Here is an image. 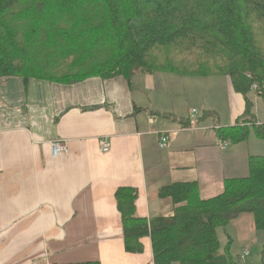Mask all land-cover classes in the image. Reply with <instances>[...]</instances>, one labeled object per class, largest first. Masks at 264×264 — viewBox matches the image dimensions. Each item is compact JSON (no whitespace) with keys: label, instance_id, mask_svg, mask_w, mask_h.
I'll list each match as a JSON object with an SVG mask.
<instances>
[{"label":"crops","instance_id":"obj_1","mask_svg":"<svg viewBox=\"0 0 264 264\" xmlns=\"http://www.w3.org/2000/svg\"><path fill=\"white\" fill-rule=\"evenodd\" d=\"M217 78H190L206 88L190 110L189 78L170 73L74 84L0 79V264H153L148 237L143 254L124 251L118 188L137 189L138 217L167 216L173 206L159 199L160 188L196 182L206 201L225 181L249 175V157L264 156V143L219 141V128L245 118V102L228 78L224 99ZM224 100L229 125L221 122ZM162 133L168 141L159 149ZM55 141L67 154L53 157ZM239 216L227 224L233 231Z\"/></svg>","mask_w":264,"mask_h":264},{"label":"trees","instance_id":"obj_2","mask_svg":"<svg viewBox=\"0 0 264 264\" xmlns=\"http://www.w3.org/2000/svg\"><path fill=\"white\" fill-rule=\"evenodd\" d=\"M37 1L0 0V79L74 84L158 73L225 77L244 99L245 118L219 128V141H245L249 127L264 141L248 97L256 84L264 100V0ZM44 1L56 12L44 11ZM248 169L246 178L225 181L223 192L206 201L196 182L160 188L159 199L170 201L172 211L149 219L135 216L137 189L118 188L124 251L143 254L141 240L148 237L153 264H239L230 238L222 248L216 231L243 213L256 232L264 231V156L249 157Z\"/></svg>","mask_w":264,"mask_h":264},{"label":"rangeland","instance_id":"obj_3","mask_svg":"<svg viewBox=\"0 0 264 264\" xmlns=\"http://www.w3.org/2000/svg\"><path fill=\"white\" fill-rule=\"evenodd\" d=\"M41 7L44 9V11H47L49 9L53 10V7L50 5H46L45 1L41 4ZM56 10L57 8L55 7L53 12H56ZM226 79L227 78L225 77H218L216 80H213L218 81V83H222L224 99L226 95ZM185 83L187 85L186 94L188 95V98L186 99V101H188V105L186 104V109L190 110L192 107L198 109V106L195 103V98L199 95L200 96L198 98L203 97L204 91L206 90L203 85H200V83H204L203 79L192 80L189 78ZM248 97L252 102L251 113L254 117H256L255 122L260 125H264V100L261 97H257L254 92H250ZM223 102L224 103H222V107L219 109L221 114V122L224 125H229L231 120L229 110L227 109V105L225 106L226 100H224ZM180 103L181 109L185 107L184 97L180 98ZM212 120H214L213 122H215L214 118H212ZM248 132L249 134L247 139L249 140L250 145H253L254 143H264V141L259 140L256 137L253 127H249ZM262 145L263 146L261 150L264 154V144ZM135 216H137L136 211ZM242 220L244 221L242 222ZM237 222L238 225L235 231H233L232 226H230L232 224H229V226L226 225L225 229L221 228L216 231V235L221 244V247L224 248L226 241L228 242V239L230 238V254L233 261H236L239 264H261V262H264V231L256 232L254 230L252 217L248 213L240 214Z\"/></svg>","mask_w":264,"mask_h":264},{"label":"built area","instance_id":"obj_4","mask_svg":"<svg viewBox=\"0 0 264 264\" xmlns=\"http://www.w3.org/2000/svg\"><path fill=\"white\" fill-rule=\"evenodd\" d=\"M250 92H254L257 97H260V95L262 93L261 89L256 84H253L251 86ZM192 113L195 114L196 111L192 110ZM152 122L153 121H150V123H152ZM167 141H168V136L165 133L160 134L159 135V140H158L159 149H164L166 147V145H167ZM222 145L224 147H226L228 144L222 143ZM100 149H101V152H103V153H107L108 150H109V146L104 140L101 141V148ZM67 150L68 149H67L66 143L63 142V141H55L51 145V151H52L53 157H57V156H60V155H65L68 152Z\"/></svg>","mask_w":264,"mask_h":264}]
</instances>
